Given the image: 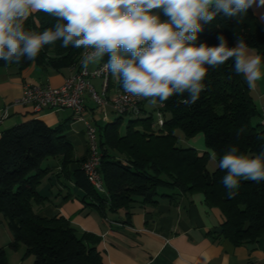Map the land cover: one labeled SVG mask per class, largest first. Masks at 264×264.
Returning <instances> with one entry per match:
<instances>
[{"label": "trees", "instance_id": "obj_1", "mask_svg": "<svg viewBox=\"0 0 264 264\" xmlns=\"http://www.w3.org/2000/svg\"><path fill=\"white\" fill-rule=\"evenodd\" d=\"M55 22L54 17L40 12L28 19L26 27L42 31ZM218 32H223L230 46L234 45L233 33L242 36L250 49L264 57V26L250 11L239 24L218 18L206 25L199 42L215 45ZM82 51L61 48L57 42L44 48L35 61L24 59L6 65L0 60V68L15 67L20 72L33 65L44 75L77 69ZM205 84L207 89L195 104L186 105L177 96L158 103L154 111L163 119L160 129L153 127L156 119L152 113L147 115L143 102L140 114L127 121L123 133V115L110 123L93 125L105 193L87 182L80 169L87 155L81 161L74 160L62 128L33 119L4 130L0 134V217L12 237L7 247L12 251L24 247L22 261L32 257L31 264H103L97 249L99 237L79 232L62 217L43 219L34 211L48 203L38 191L51 176L50 168L41 167L47 159L58 160L57 176L73 182L82 193L81 204L94 209L100 218L123 213L128 219L137 205L153 204L160 190L173 188L179 193H201L209 206L220 210L224 222L214 239H224L234 247L257 244L264 236V182L242 181L238 194L229 198L221 182L225 172L217 167L209 171L208 162L213 153L219 158L233 144L242 152L258 153L264 141L257 137L264 135V127L253 120L261 113L241 77L234 73L231 61L210 68ZM116 86L123 91L118 80ZM241 127L245 132L237 137ZM177 130L184 139L201 134L210 153L178 146ZM73 164L77 167L71 171ZM0 264H8L4 249H0Z\"/></svg>", "mask_w": 264, "mask_h": 264}, {"label": "clouds", "instance_id": "obj_2", "mask_svg": "<svg viewBox=\"0 0 264 264\" xmlns=\"http://www.w3.org/2000/svg\"><path fill=\"white\" fill-rule=\"evenodd\" d=\"M254 8H264V0H0V60L6 65L35 61L59 42L61 48L82 49L85 71L99 65L136 100L162 105L177 96L192 105L207 89L209 69L229 61L250 90L264 80V57L242 36L233 33V46L223 32L215 45L199 42L206 25L218 18L239 24ZM40 12L54 17L55 24L42 31L26 27ZM244 132L237 129V137ZM257 138L264 141V135ZM212 159L225 172L221 182L229 198L242 181L264 182V144L258 153L233 144Z\"/></svg>", "mask_w": 264, "mask_h": 264}, {"label": "crops", "instance_id": "obj_3", "mask_svg": "<svg viewBox=\"0 0 264 264\" xmlns=\"http://www.w3.org/2000/svg\"><path fill=\"white\" fill-rule=\"evenodd\" d=\"M249 11L264 26V8ZM75 70L72 67L60 72L49 71L44 75L33 65L20 72L15 67L0 68V115L4 109L8 110L7 118L0 122V134L12 126L38 119L48 127L62 128L64 137L73 148L74 160H83L88 149L85 124L76 120L71 111L46 110L32 115L29 108L14 103L20 98L25 83L58 88ZM240 77L247 87L244 78ZM116 83V78L110 76L108 96L120 92ZM90 84L96 91L100 90L99 79H91ZM249 91L261 113L264 109V80ZM84 104V117L91 125L103 122L102 110L94 106L87 94ZM260 120L256 118L253 123L260 124ZM110 122L112 120L107 119L104 123ZM197 140L189 146L201 154L203 147ZM76 167L73 164L70 170ZM42 168L52 170L51 176L38 188L39 193L48 198V203L35 207L34 211L43 219L62 217L79 232L99 237L97 249L103 264H264V236L253 246L240 247H234L224 239H214L224 217L218 208L205 202L201 193H179L176 189L165 188L160 190L155 203L137 205L128 219L123 213L103 219L94 209L81 204L82 193L73 182L57 176V159H47L46 166ZM11 241L12 237L0 217V249L5 250L7 263L24 264L30 257L22 261L24 247L12 251L7 247Z\"/></svg>", "mask_w": 264, "mask_h": 264}, {"label": "built area", "instance_id": "obj_4", "mask_svg": "<svg viewBox=\"0 0 264 264\" xmlns=\"http://www.w3.org/2000/svg\"><path fill=\"white\" fill-rule=\"evenodd\" d=\"M76 66L75 72L67 77L58 88L25 83L22 86L20 98L14 103L29 108L32 115H38L46 110H69L76 120L83 122L88 142V154L82 162L80 169L87 182L97 192L105 193L103 182L98 172L100 155L96 142V130L84 117V96L87 94L94 106L102 110L103 122L107 121L108 113L137 117L140 114V103L142 100H136L128 96L124 91L117 92L113 96H108L107 81L110 74L100 71L99 65L85 71L81 67V54ZM91 79H99L101 81L99 91H96L90 84ZM7 116L8 110L6 108L1 112L0 122L7 118ZM155 119L153 127L157 129L162 128L163 119L159 112H156ZM260 119V124L264 127V109L261 111Z\"/></svg>", "mask_w": 264, "mask_h": 264}, {"label": "rangeland", "instance_id": "obj_5", "mask_svg": "<svg viewBox=\"0 0 264 264\" xmlns=\"http://www.w3.org/2000/svg\"><path fill=\"white\" fill-rule=\"evenodd\" d=\"M142 102H143V107H144L147 115L152 113V114H154V116H153V118H154L155 114H156V112L154 111L156 105H151L146 100H142ZM118 117H119V115H116V114H113V113H108V119H111L112 121L114 119L118 118ZM131 118H133V117L130 116V115H123L122 116V121H121L122 123H121V127H120L121 133H123V131L125 130L127 121L129 119H131ZM175 134H176V136L178 138V142H177L178 146H180L182 148L192 147V146H189L190 145L189 143L194 142L195 140H197L196 138H200L199 140H197V142L199 143V145H201V147H203V152L210 153V150L207 149L205 147V145H204V142H203L201 134L196 135L195 137H193V139L192 138L191 139H184L182 137V135H181V132L178 131V130L175 132ZM45 166H46V161H43L42 164H41V167H45ZM215 167H216L215 162H214V160L211 157V159L208 162V169H209V171H213L215 169ZM32 261H33V258L30 257L24 264H31Z\"/></svg>", "mask_w": 264, "mask_h": 264}]
</instances>
